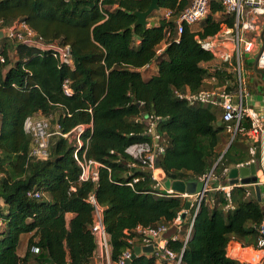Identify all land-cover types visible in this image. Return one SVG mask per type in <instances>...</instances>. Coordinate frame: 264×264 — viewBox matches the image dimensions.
<instances>
[{
  "label": "trees",
  "instance_id": "obj_1",
  "mask_svg": "<svg viewBox=\"0 0 264 264\" xmlns=\"http://www.w3.org/2000/svg\"><path fill=\"white\" fill-rule=\"evenodd\" d=\"M150 2L0 0L1 32L15 22L25 23L41 39L11 43L13 63L8 48L0 47L5 57L0 63V264H28L31 259L37 264H90L96 247L90 194L104 208L113 261L127 247L125 231L169 225L185 202L157 189L150 173L131 172L137 164L125 151L139 143L163 149L159 170L166 179L198 182L213 171L216 181L209 183L195 216L184 264H238L225 256L227 244L255 245L264 221L262 198L248 187L231 188L228 199L215 190L227 169L252 159L250 119L242 115L236 129L234 122L217 125L214 107L192 106L176 96L198 94L212 77L218 86L236 88L235 76L225 74L227 63L197 41L216 35L223 24L232 28L233 18L213 3L207 18L184 27L176 40L173 20L190 0H159L158 11L169 10L171 17L136 27L132 14L146 11ZM168 32L171 39L157 56ZM54 44L70 47V65L53 57ZM246 69L256 71L251 65ZM64 80L70 82V96L62 91ZM256 112L264 124V112ZM37 116L51 124L44 162L30 157L32 138L23 127L27 118ZM156 119L157 142L148 128ZM79 125L90 126L82 139H89L87 159L101 165L96 183L79 181L75 142L55 134V126L67 134ZM226 134L234 138L221 157L220 140ZM34 191L42 194L40 199L27 195ZM229 204L233 209L225 210ZM21 235H28L22 256L17 251ZM169 247L180 251L182 243ZM131 264L155 261L140 254Z\"/></svg>",
  "mask_w": 264,
  "mask_h": 264
},
{
  "label": "built area",
  "instance_id": "obj_2",
  "mask_svg": "<svg viewBox=\"0 0 264 264\" xmlns=\"http://www.w3.org/2000/svg\"><path fill=\"white\" fill-rule=\"evenodd\" d=\"M213 3H219L225 13L233 18V27H228L226 24L221 26L220 31L204 40H199L201 48L211 53L216 59L227 63V67L231 68V73L236 78V88L230 89H203L198 94L176 93L179 99H183L192 106L211 105L221 111L220 123H235V129L238 127L242 115H246L251 121V129L248 134L247 143L249 145V154L252 159L247 163L236 166L248 167L254 162L255 147L254 142L260 143V159L258 161L257 182L252 183L253 187L259 186L263 193L262 206L264 208V124L258 113L248 105V93L246 91V65H251L256 71H264V0H190L189 5L173 20L174 33L176 40L183 33V28L186 26H194L202 22L210 14V8ZM163 17L170 18L171 12L163 10ZM3 37L10 43L31 44L37 40L36 34L25 23H13L10 27L2 30ZM171 33H167L166 40L157 48L156 55H160L171 39ZM53 57L60 64H71L70 47L59 46L54 44ZM5 62V57L0 53V63ZM146 68L152 69L151 66ZM214 70V69H213ZM215 80L213 77L211 78ZM209 79V80H211ZM216 81V80H215ZM62 91L65 96H70L72 90L70 82L64 80ZM159 119L149 122V134L152 140L158 141V135L155 131L156 123ZM24 131L32 138V148L30 157L39 162H44L49 159V138L51 136V124L49 119L42 116L29 117L24 122ZM90 126L79 125L67 134H61L59 127L55 126V134L61 135L68 139L69 142H75V152L73 158L80 168V182L96 183L98 180V169L101 166L99 163L89 160L86 157V150L89 139L84 141L82 135ZM162 148L157 144L139 143L134 144L126 149V154L134 160L137 166H133V170L140 168L141 170H149L153 182L156 181L160 186L159 189L166 191L168 196L181 197L184 202L189 201L190 209L187 220L181 221L177 216L169 225H159L157 227H140L131 232L125 231L127 247L121 253L116 261L112 260V245L110 235L107 233L104 222V208L97 202L95 196L90 194L87 202L92 207V222L90 225V233L94 238L95 250L90 264H126L137 257H133L132 247L138 245L139 248L152 247V252L149 254L155 264H184L183 256L186 245L190 239L195 216L200 209L201 203L205 200V195L209 189V183L215 182V178L211 171L205 178L200 181L207 180L205 191L195 195H181L170 190H165L161 183L164 179L161 171L155 167L156 159ZM233 169V168H232ZM231 168L227 169L223 174V181H218L215 190L224 192L225 197L229 198V193L233 187H248L241 183V180L231 184L229 173ZM131 174V173H129ZM134 179L133 182H137ZM221 185L219 183H224ZM131 186V184H129ZM29 197L40 199L42 194L39 192H30ZM233 206L229 204L225 210H232ZM180 241L182 247L180 251L172 250L170 243ZM234 245V246H233ZM32 252L39 253V249L32 248ZM142 254V253H141ZM225 256L228 259L235 261L238 264H264V221L258 228V237L255 245L245 246L244 244L231 240L226 246ZM131 264V263H130Z\"/></svg>",
  "mask_w": 264,
  "mask_h": 264
},
{
  "label": "water",
  "instance_id": "obj_3",
  "mask_svg": "<svg viewBox=\"0 0 264 264\" xmlns=\"http://www.w3.org/2000/svg\"><path fill=\"white\" fill-rule=\"evenodd\" d=\"M158 2L159 0H151L150 5L148 9L144 12H134L132 15L136 18L135 26L138 27H146L147 25H153V22H148V17L155 11H158ZM3 38V33L0 31V40ZM234 136L231 137V141L233 140ZM229 146V145H228ZM255 147V155H254V162L251 163L248 167H239V168H233L231 169L229 173V178L232 180L231 184H235L238 177L244 178L241 180V183L248 186L249 191L253 196H256L258 200H260V189L259 186L253 187L251 184L257 182V163L260 159V143L258 141L254 142ZM225 151L222 153L221 157L224 155ZM155 167L159 169L160 167V161L159 158L156 159ZM134 171L133 169L131 172ZM136 171L143 172V173H150L149 170H141L140 168H136ZM129 175V174H128ZM162 187L165 190H170L174 193L181 194V195H195L200 194L205 191L207 180L204 181H198V182H185L183 180H169L164 179L162 182H160ZM153 184L157 187V189L160 188L158 183L156 181L153 182ZM190 206L189 202H185L184 210H188ZM185 217L184 214L181 215V219ZM152 252V247H144L139 248L136 247L133 250V257L142 254H149ZM131 261H127L126 264H130Z\"/></svg>",
  "mask_w": 264,
  "mask_h": 264
},
{
  "label": "rangeland",
  "instance_id": "obj_4",
  "mask_svg": "<svg viewBox=\"0 0 264 264\" xmlns=\"http://www.w3.org/2000/svg\"><path fill=\"white\" fill-rule=\"evenodd\" d=\"M161 17H163V11H155L148 17L147 20H148V22L157 21ZM3 45H5L8 48V58H9L10 62L13 63L15 60V54H14V50L12 47L13 45L10 42H8L4 37L0 40V47H2ZM209 69L213 70L212 67H209ZM248 73H250V74H248ZM225 74L231 75L232 74L231 68L225 67ZM147 76L148 75L145 73L144 77H147ZM245 77H246V85L245 86H246V91L248 92V94L256 93V91H257L256 88L257 87L259 88L260 86H262V90L264 91V81H259L258 71H254L252 69L247 70L245 68ZM224 87L225 86H220L219 88H224ZM229 87H231V85ZM215 112L217 115V125H219L218 118H219L220 113L218 111H215ZM222 136L223 135H221V137ZM230 140H231V136L227 135V134L223 138H221L219 151H221L222 153L224 151H226V148L231 143ZM257 168H258V165H257ZM3 227H4V225L0 221V231L3 230ZM27 239H28V235H22L20 237L19 245L17 248V251L20 255H23L25 252V246H26L25 243H26ZM28 264H37V263L34 261V259H31Z\"/></svg>",
  "mask_w": 264,
  "mask_h": 264
},
{
  "label": "crops",
  "instance_id": "obj_5",
  "mask_svg": "<svg viewBox=\"0 0 264 264\" xmlns=\"http://www.w3.org/2000/svg\"><path fill=\"white\" fill-rule=\"evenodd\" d=\"M259 73V81H264V71H258ZM250 74V73H248ZM220 87V86H219ZM218 83L213 79L211 80H208L206 82V87L205 89L206 90H210V89H218ZM248 93V92H247ZM248 105L256 110V111H259V113H263L264 112V91L262 90V86H260L256 93L254 94H248ZM215 111H218L220 114H219V118H218V123H220V117H221V111L218 110L216 107H215ZM234 136V135H233ZM257 175H258V169H257ZM244 179V178H243ZM242 178L238 177L237 181L238 180H243ZM221 185H225V182L224 183H219ZM263 193V190L262 188H260V194ZM262 195V194H261ZM186 202H189V201H186ZM189 209H190V206H189ZM189 209L188 210H183L179 213L178 217L181 221H185L187 220V217H188V212H189ZM184 214L185 217L183 219H181V215ZM68 217H70V215H68ZM22 236V235H21ZM26 245V243H25ZM234 246V245H233ZM19 254V253H18ZM20 255V254H19ZM22 256V255H20Z\"/></svg>",
  "mask_w": 264,
  "mask_h": 264
},
{
  "label": "clouds",
  "instance_id": "obj_6",
  "mask_svg": "<svg viewBox=\"0 0 264 264\" xmlns=\"http://www.w3.org/2000/svg\"><path fill=\"white\" fill-rule=\"evenodd\" d=\"M230 142H231V140H230ZM221 158V157H220ZM184 210V209H183Z\"/></svg>",
  "mask_w": 264,
  "mask_h": 264
}]
</instances>
